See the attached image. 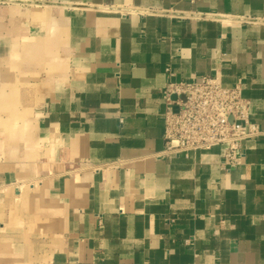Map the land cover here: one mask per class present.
I'll list each match as a JSON object with an SVG mask.
<instances>
[{"label":"crops","instance_id":"0c3cea01","mask_svg":"<svg viewBox=\"0 0 264 264\" xmlns=\"http://www.w3.org/2000/svg\"><path fill=\"white\" fill-rule=\"evenodd\" d=\"M208 75L263 132L227 171L165 151ZM0 264H264V0H0Z\"/></svg>","mask_w":264,"mask_h":264},{"label":"built area","instance_id":"2783aa9c","mask_svg":"<svg viewBox=\"0 0 264 264\" xmlns=\"http://www.w3.org/2000/svg\"><path fill=\"white\" fill-rule=\"evenodd\" d=\"M167 73L174 76L170 68ZM165 101V151L185 154L226 147L221 168L225 171L242 165L246 140L263 132L251 121L250 101L243 97L240 84L223 85L216 76H205L200 82H174L162 91Z\"/></svg>","mask_w":264,"mask_h":264}]
</instances>
